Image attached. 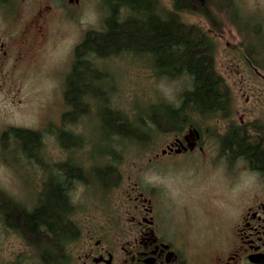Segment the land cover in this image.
<instances>
[{
  "label": "rangeland",
  "instance_id": "374dc122",
  "mask_svg": "<svg viewBox=\"0 0 264 264\" xmlns=\"http://www.w3.org/2000/svg\"><path fill=\"white\" fill-rule=\"evenodd\" d=\"M232 2L238 15L227 11L228 20L214 12L212 29L200 17L188 16L185 21L211 31L209 35L216 44V69L234 97L233 121L264 126V71L253 69L245 61L241 47L246 38L248 50L264 55V0ZM101 3L102 0H79L78 5H70L67 0H49L35 6L20 5L5 11V17L0 12V192L30 209L44 174L40 168H49L44 176L50 180L55 175V169L51 167L66 160L67 170L79 168V163L89 169L86 159L91 167L98 168L100 156L115 152L117 148V152L123 155L119 160L122 183L109 197L106 206L101 207L98 202L86 198L82 188L73 195L74 204L85 211L81 213L84 218L79 223L83 235L79 244L85 246L88 239L85 231L89 229H94L95 235L106 243L107 233L96 228L108 227L115 218H120L124 206L130 204L124 193L137 185L140 192L154 194L155 210L165 217L168 229H179L177 238L184 241L190 264H216L227 245L230 231L227 233L226 230L233 227L245 203L240 197L251 184L249 175L232 166L224 178L218 168L211 170L209 163L199 156H163L173 140L182 136L160 133L137 149L131 147L125 138L118 144L116 136L101 129L97 112L84 124L72 127L70 132L75 136L81 134V142L71 134L63 138L68 150L73 145L85 143L79 153H67L59 147L56 133L66 111L62 97L64 78L73 50L84 34L102 28L104 12ZM46 5L55 9L53 14L47 12ZM39 6L46 13L36 18L40 20L37 26L31 25L30 20L37 15ZM221 8L225 9L223 4ZM105 64L107 70L115 74L113 105L128 116L135 109L139 114L157 100L177 106L179 93L188 88L182 81L156 78L147 63L139 58L132 60L124 56ZM110 83L106 81L105 87H111ZM140 114L143 116V112ZM196 127L204 134L210 132L216 136L222 135L226 124L209 121L207 124L198 123ZM9 129L31 130L43 135V152L35 155L31 164L22 153V143L12 139L1 141L2 134ZM194 129L191 126L183 135L188 136V132ZM202 139L201 146L205 150L218 144L216 138L209 139L204 135ZM69 155L77 160L81 156L82 160L75 162ZM104 160L109 161L107 157ZM93 187L90 186L85 195H98V189ZM215 192H221L223 196L215 199ZM105 217H111V220L107 218V221ZM68 250L72 252L75 248ZM33 262L30 248L16 235L5 233L0 225V264Z\"/></svg>",
  "mask_w": 264,
  "mask_h": 264
},
{
  "label": "trees",
  "instance_id": "16d2710c",
  "mask_svg": "<svg viewBox=\"0 0 264 264\" xmlns=\"http://www.w3.org/2000/svg\"><path fill=\"white\" fill-rule=\"evenodd\" d=\"M101 4L102 28L84 34L73 50L64 78L62 97L66 111L56 133L60 149L67 153L82 150L85 143L68 150L63 138L66 134L73 135L72 127L84 124L96 112L101 129L116 136L118 144L125 138L136 149L160 133L179 137L191 126L200 131L196 127L198 123L224 122L227 130L221 140L222 148L230 157H242L264 174V146L260 144L264 140V126L233 121L234 97L216 69V44L209 35L211 31L185 21L188 16L200 17L212 29L214 12L226 19L227 11L236 14L232 0H102ZM244 40L241 47L245 61L253 69L264 71V55L248 50L247 39ZM124 56L145 61L158 79L182 81L188 88L179 93L178 105L157 100L140 111L143 116L137 109L131 116L119 111L113 105L115 74L107 70L105 63ZM106 81L111 82V87H105ZM138 115L141 117H136ZM75 137L80 139L81 134ZM11 139L23 144L22 153L30 164L35 155L43 152L40 132L9 129L1 136V141ZM122 157V152L115 148V152L100 156L98 168L91 167L86 159L89 164L86 170L79 163L81 156L77 160L69 155L81 166L67 170V160L55 165L51 167L55 169L51 180L44 176L49 168H40L44 174L30 209L0 192V225L5 233L16 235L30 248L34 259L30 264H68L71 261L72 252L68 248L74 249L79 244L82 237L79 223L84 218L81 213L85 212L83 207L74 204L73 195L82 188L86 198L101 207L106 206L122 183L119 171ZM92 185L99 194L85 195Z\"/></svg>",
  "mask_w": 264,
  "mask_h": 264
},
{
  "label": "flooded vegetation",
  "instance_id": "af4514ba",
  "mask_svg": "<svg viewBox=\"0 0 264 264\" xmlns=\"http://www.w3.org/2000/svg\"><path fill=\"white\" fill-rule=\"evenodd\" d=\"M49 0H0V12L13 10L18 6L45 4ZM70 5H78L79 0H67ZM39 6L37 15L33 16L30 24L37 26L39 19L46 13ZM47 12H54L46 5ZM13 22V21H12ZM214 135L206 132L192 130L181 138H176L168 146L164 155L171 156H199L204 162L209 163L211 170L218 168L224 178H227L231 167L251 177V184L247 187L240 199L245 202L238 214L233 227L226 230L228 235L227 245L216 264H251L249 258L253 256L264 257V174L242 157H230L222 148L221 140L225 136ZM216 138L218 144L205 150L202 147V137ZM202 136V137H201ZM257 136V134H254ZM264 146V140L260 141ZM213 184V182H210ZM137 185L126 191V198L130 201L122 209L120 218L113 217L115 221L107 226L96 228L99 232H106L105 242L95 235L94 229L85 231L88 237L85 246L78 244L72 251L71 261L68 264H190L185 243L177 238L178 231L168 229L165 217L162 218L155 210V196L152 193L140 192ZM210 188V186H209ZM135 196L134 198H132ZM219 194V195H217ZM223 196L221 192L213 193L218 199ZM114 216V215H113ZM111 217H105V219ZM104 219V220H105ZM107 219V221L109 220ZM122 221V222H121ZM92 228V227H91ZM225 231V232H226ZM180 233V232H179ZM83 236V235H82ZM192 264V263H191Z\"/></svg>",
  "mask_w": 264,
  "mask_h": 264
},
{
  "label": "water",
  "instance_id": "95a60500",
  "mask_svg": "<svg viewBox=\"0 0 264 264\" xmlns=\"http://www.w3.org/2000/svg\"><path fill=\"white\" fill-rule=\"evenodd\" d=\"M249 262L251 264H264V257L263 256H253L249 258Z\"/></svg>",
  "mask_w": 264,
  "mask_h": 264
},
{
  "label": "bare ground",
  "instance_id": "6f19581e",
  "mask_svg": "<svg viewBox=\"0 0 264 264\" xmlns=\"http://www.w3.org/2000/svg\"><path fill=\"white\" fill-rule=\"evenodd\" d=\"M206 47V46H205ZM208 49V48H207Z\"/></svg>",
  "mask_w": 264,
  "mask_h": 264
}]
</instances>
